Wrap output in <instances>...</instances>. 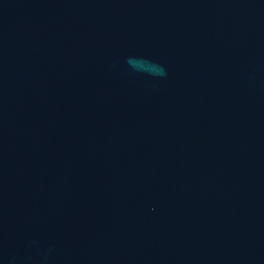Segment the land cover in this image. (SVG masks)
<instances>
[{
  "label": "water",
  "instance_id": "1",
  "mask_svg": "<svg viewBox=\"0 0 264 264\" xmlns=\"http://www.w3.org/2000/svg\"><path fill=\"white\" fill-rule=\"evenodd\" d=\"M0 264H264V0H0Z\"/></svg>",
  "mask_w": 264,
  "mask_h": 264
}]
</instances>
